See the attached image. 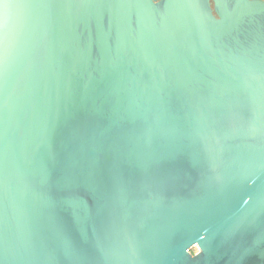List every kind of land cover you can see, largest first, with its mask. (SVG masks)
Here are the masks:
<instances>
[{
  "label": "water",
  "instance_id": "water-1",
  "mask_svg": "<svg viewBox=\"0 0 264 264\" xmlns=\"http://www.w3.org/2000/svg\"><path fill=\"white\" fill-rule=\"evenodd\" d=\"M0 264H264V0H0Z\"/></svg>",
  "mask_w": 264,
  "mask_h": 264
},
{
  "label": "rangeland",
  "instance_id": "rangeland-1",
  "mask_svg": "<svg viewBox=\"0 0 264 264\" xmlns=\"http://www.w3.org/2000/svg\"><path fill=\"white\" fill-rule=\"evenodd\" d=\"M197 251H198L197 246H193V247L190 249V252H191V253H195V252H197Z\"/></svg>",
  "mask_w": 264,
  "mask_h": 264
}]
</instances>
